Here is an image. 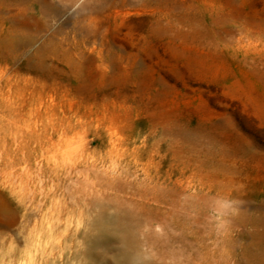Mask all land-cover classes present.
<instances>
[{
    "label": "rangeland",
    "instance_id": "1",
    "mask_svg": "<svg viewBox=\"0 0 264 264\" xmlns=\"http://www.w3.org/2000/svg\"><path fill=\"white\" fill-rule=\"evenodd\" d=\"M67 1L14 16L48 28L0 65V264H88L100 214L143 263H256L264 0ZM87 3L104 10L85 18ZM15 12L0 5L1 27Z\"/></svg>",
    "mask_w": 264,
    "mask_h": 264
},
{
    "label": "bare ground",
    "instance_id": "2",
    "mask_svg": "<svg viewBox=\"0 0 264 264\" xmlns=\"http://www.w3.org/2000/svg\"><path fill=\"white\" fill-rule=\"evenodd\" d=\"M71 4H73V1L68 2L67 0H0V5H5L9 10L16 11L13 17L10 18V25L4 27H1L0 25V65L3 61L9 62L16 60L21 54L22 47L34 46L36 43V30L42 32L48 28V24L42 18L38 21H36L35 18L32 22H23L20 19L14 18V16L25 12H32L36 15V11L42 16L58 15L70 8ZM85 8L88 9V14L85 18L93 14H99L104 10L103 3H87L83 6V9ZM75 29L89 31L87 26L80 25V22H77ZM25 31H28V33H25ZM61 44H63L62 41H58L55 36H51L44 42L41 48L34 52L33 58H40L46 50L54 52L56 51L57 46ZM28 67L33 68L30 61L28 62ZM259 208L263 210L262 213L255 218V222H260L264 226V204L262 203ZM259 208L257 207V209ZM12 212L13 207H7L5 205L0 207L1 214L8 215ZM11 227H13L11 224L0 220L1 237L8 233V230L12 229ZM122 228L123 225L120 218L108 216L106 214L98 215L93 223V230L96 234L89 237V240L87 241V249L84 251L91 257V261L88 264H104L102 259L108 252L112 253L111 260L113 264H149L148 262H142V253L136 249L135 242L133 241L134 239L132 240V238L125 232L120 238L121 246L118 248L112 247L111 238L113 237L111 235L114 234V232L120 231ZM12 231L13 230H11V233ZM260 252L262 251L260 250ZM259 255L260 254L257 255V262L253 264H264V253L262 252L261 254L263 256ZM241 260L243 261L245 259ZM37 264H47V261L39 260Z\"/></svg>",
    "mask_w": 264,
    "mask_h": 264
}]
</instances>
